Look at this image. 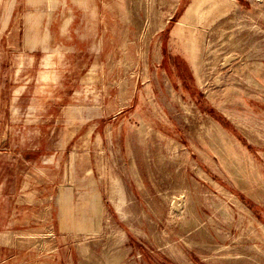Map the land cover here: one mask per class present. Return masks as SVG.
Instances as JSON below:
<instances>
[{
	"label": "rangeland",
	"instance_id": "obj_1",
	"mask_svg": "<svg viewBox=\"0 0 264 264\" xmlns=\"http://www.w3.org/2000/svg\"><path fill=\"white\" fill-rule=\"evenodd\" d=\"M0 161V264H264V0H0Z\"/></svg>",
	"mask_w": 264,
	"mask_h": 264
},
{
	"label": "crops",
	"instance_id": "obj_2",
	"mask_svg": "<svg viewBox=\"0 0 264 264\" xmlns=\"http://www.w3.org/2000/svg\"><path fill=\"white\" fill-rule=\"evenodd\" d=\"M61 50V49H60ZM82 52V49L80 48H72V49H65L59 52L58 50H54L53 54H50L51 57H53V69L55 68V71H59L60 66L64 65L63 59L67 57L68 53H79ZM57 57V60L55 58ZM65 60V59H64ZM13 163H11L12 165ZM8 163L5 161H0V200L3 202V199H7L6 197L3 196L2 190H5V185H6V190L5 192L8 191ZM5 216V222L6 226H8L9 221H8V210L6 209L4 213H2ZM2 232V231H1Z\"/></svg>",
	"mask_w": 264,
	"mask_h": 264
},
{
	"label": "bare ground",
	"instance_id": "obj_3",
	"mask_svg": "<svg viewBox=\"0 0 264 264\" xmlns=\"http://www.w3.org/2000/svg\"><path fill=\"white\" fill-rule=\"evenodd\" d=\"M195 9H196V4H193V5L190 7V9H189V13H188V15H187V18L190 17L191 13H192Z\"/></svg>",
	"mask_w": 264,
	"mask_h": 264
}]
</instances>
